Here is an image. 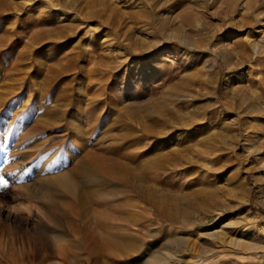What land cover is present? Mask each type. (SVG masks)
<instances>
[{
    "label": "rangeland",
    "instance_id": "rangeland-1",
    "mask_svg": "<svg viewBox=\"0 0 264 264\" xmlns=\"http://www.w3.org/2000/svg\"><path fill=\"white\" fill-rule=\"evenodd\" d=\"M47 1L0 0V264H264V0Z\"/></svg>",
    "mask_w": 264,
    "mask_h": 264
},
{
    "label": "bare ground",
    "instance_id": "bare-ground-1",
    "mask_svg": "<svg viewBox=\"0 0 264 264\" xmlns=\"http://www.w3.org/2000/svg\"><path fill=\"white\" fill-rule=\"evenodd\" d=\"M41 1H43V3H48V1L47 0H41ZM24 5H25V7H26V4L24 3ZM24 7V6H23ZM27 7H29V5H27ZM51 6H50V4H49V8H50ZM38 20H42V19H33L32 21H31V23H35V24H37V25H39V22H38ZM43 21H45V22H48L49 20H44L43 19ZM47 24V23H46ZM51 30L52 29H44V30H40V31H37L36 32V34H35V36L32 38V41L34 42V44H37V43H39L43 38H42V34H45V33H49V32H51ZM43 32V33H42ZM251 85H253V84H251ZM248 100V97L246 96L245 97V101H247ZM198 117L197 116H194V117H192L190 120L191 121H195V123H196V121L198 120L197 119ZM192 124V125H198V122L196 123V124ZM188 131H191V128H189L188 129ZM203 142H205V141H203ZM210 155V154H209ZM208 155V156H209ZM213 155V154H212ZM64 188H65V190L72 196V197H75L76 198V188L72 185V183H69V182H66V183H64ZM138 207V206H137ZM144 220H145V218H144ZM143 220V221H144ZM125 228H127V227H125ZM120 229H123V228H117V229H115L117 232L120 230ZM128 229V228H127ZM127 235H120V234H118V235H113V237H112V239H111V237L110 238H106V241L104 242V243H102L104 246L103 247H112V248H114V249H117L118 251H120V252H122V254L124 255V254H126V253H128V248H125L124 247V245L129 241V239H127V237H126ZM130 240H132V239H130ZM134 243V242H133ZM223 244V243H222ZM224 244H227V246H235V247H237V244L238 243H236V241L234 242V241H228L227 243H224ZM223 244V245H224ZM240 244V243H239ZM242 244V243H241ZM213 245V244H212ZM218 245V244H217ZM220 245V244H219ZM221 246V245H220ZM220 246H218V247H220ZM97 248V247H96ZM93 249H94V247H93ZM216 249V248H215ZM109 251V250H108ZM208 251V250H207ZM114 252V251H113ZM209 252V251H208ZM111 253V252H110ZM116 253V252H115ZM115 253H111V254H109V258H115V257H119V255H114ZM108 254V253H107ZM117 254V253H116ZM170 254H172L171 252H170ZM174 254V253H173ZM172 254V255H173ZM108 256V255H107ZM166 256V255H165ZM176 258V257H175ZM173 259V258H172ZM178 259V258H177ZM174 260V259H173ZM169 261H171V260H169ZM172 262V261H171ZM176 262H178V261H176ZM175 263V262H174ZM151 264H167V262H166V260H165V258L163 259V257L161 258L160 256L159 257H157V258H155L152 262H151ZM168 264H169V262H168ZM176 264V263H175Z\"/></svg>",
    "mask_w": 264,
    "mask_h": 264
}]
</instances>
